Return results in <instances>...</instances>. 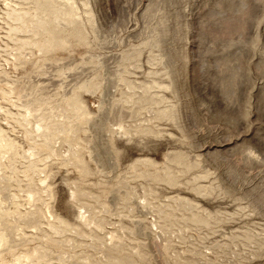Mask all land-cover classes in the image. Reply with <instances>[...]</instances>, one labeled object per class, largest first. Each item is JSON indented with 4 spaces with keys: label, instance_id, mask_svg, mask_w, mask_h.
I'll use <instances>...</instances> for the list:
<instances>
[{
    "label": "rangeland",
    "instance_id": "obj_1",
    "mask_svg": "<svg viewBox=\"0 0 264 264\" xmlns=\"http://www.w3.org/2000/svg\"><path fill=\"white\" fill-rule=\"evenodd\" d=\"M0 264H264V0H0Z\"/></svg>",
    "mask_w": 264,
    "mask_h": 264
},
{
    "label": "bare ground",
    "instance_id": "obj_2",
    "mask_svg": "<svg viewBox=\"0 0 264 264\" xmlns=\"http://www.w3.org/2000/svg\"><path fill=\"white\" fill-rule=\"evenodd\" d=\"M1 242V241H0Z\"/></svg>",
    "mask_w": 264,
    "mask_h": 264
}]
</instances>
